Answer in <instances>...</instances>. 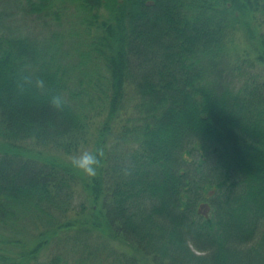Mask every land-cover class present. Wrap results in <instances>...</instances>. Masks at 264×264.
<instances>
[{
    "label": "trees",
    "instance_id": "obj_1",
    "mask_svg": "<svg viewBox=\"0 0 264 264\" xmlns=\"http://www.w3.org/2000/svg\"><path fill=\"white\" fill-rule=\"evenodd\" d=\"M11 2L30 26L0 23V215L44 229L0 226V264H264V0ZM104 109L90 177L67 157Z\"/></svg>",
    "mask_w": 264,
    "mask_h": 264
},
{
    "label": "rangeland",
    "instance_id": "obj_2",
    "mask_svg": "<svg viewBox=\"0 0 264 264\" xmlns=\"http://www.w3.org/2000/svg\"><path fill=\"white\" fill-rule=\"evenodd\" d=\"M15 13V14H12ZM17 9H15V5L11 2V0H1L0 1V23L5 21L7 24L14 26H21L20 28H24V27H29V20L24 19L22 17H20L19 14H16ZM4 14V15H3ZM3 15V17H2ZM5 16V17H4ZM83 17V14L81 13V11H77L75 9V7L70 6V8L68 7L67 10L64 11V18L62 19L63 25L67 30L71 31V35L69 36H65V39L67 40V43L69 44V46H72V48L75 47V43L78 42L79 40H81V38L84 36V32H83V25L81 24V19ZM22 28V29H23ZM40 29H44L41 25L39 26ZM55 28V27H54ZM23 32V31H22ZM233 49H230L228 51H231ZM235 56H236V51L234 52H230V57L232 58V62H234L235 60ZM100 110V109H99ZM133 111V109L131 108V102L127 103L123 109L122 112L120 114V117L118 118V121L116 122L118 127L123 126L124 124L127 123V118L131 115V112ZM102 116L100 115L96 122L93 125L92 128V134L88 140L87 143H83L80 148L72 153L70 155V157H67V159L69 161L70 158L74 155H78L83 151H93L95 144L98 141V138L100 136V131L98 130L97 126L101 125L105 120V114H106V110L104 109V111H101ZM37 148H34L33 152H36ZM53 152H56L55 150ZM53 152H49V154H53ZM57 155V154H55ZM58 156V155H57ZM90 197V194L87 191H82V188L79 187H74V195L70 198V200L76 205L79 206L80 203L82 202H88ZM73 204V205H74ZM91 205H93L95 207V204L93 203V201L91 203H89ZM22 210L19 209L18 211H15V209L13 208L12 212H8V213H3L0 215V226L5 228H16L18 229L17 231L19 233H23L25 234L26 238H30L33 237L37 234L38 231H41L42 229H44V226H40L39 228L37 227V231L31 230L30 233H26L27 229H26V224L28 222H32V218L36 216V214H32V213H27V212H21ZM41 213V212H40ZM75 214L73 215L72 213L69 214V216H67L68 218H72L74 217ZM77 217V215H76ZM31 220V221H30ZM34 228H36V225L34 226ZM96 235V234H95ZM25 236H21V235H14V239H20V238H24ZM110 244L112 246H115L118 252H126L128 255L130 256H135L139 259H142V256L139 254L138 251H136L134 248H129L126 245H122L119 241L116 240H110ZM56 245V246H55ZM56 248H62V244H57V241H53L49 244V248L46 252H44V256L43 257H48L52 254V247L54 249ZM60 251V250H59ZM63 252H65L64 250H62ZM103 255V253L101 254V256ZM147 259L146 261L148 262L147 264H151V261L149 258H145ZM145 264V263H143Z\"/></svg>",
    "mask_w": 264,
    "mask_h": 264
},
{
    "label": "clouds",
    "instance_id": "obj_3",
    "mask_svg": "<svg viewBox=\"0 0 264 264\" xmlns=\"http://www.w3.org/2000/svg\"><path fill=\"white\" fill-rule=\"evenodd\" d=\"M28 79L25 78V83H28ZM36 87L39 89H44V81L36 80ZM51 105L60 110L63 108L65 103L61 95H54L50 99ZM104 156V149L98 148L95 151H83L78 155H74L70 158L71 164L74 168L81 170L85 175L94 177L97 174V169L101 165L102 158Z\"/></svg>",
    "mask_w": 264,
    "mask_h": 264
}]
</instances>
